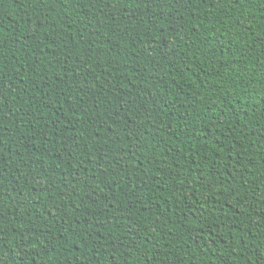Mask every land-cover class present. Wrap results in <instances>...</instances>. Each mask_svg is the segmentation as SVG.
<instances>
[{"label": "trees", "instance_id": "16d2710c", "mask_svg": "<svg viewBox=\"0 0 264 264\" xmlns=\"http://www.w3.org/2000/svg\"><path fill=\"white\" fill-rule=\"evenodd\" d=\"M264 0L0 2V264H264Z\"/></svg>", "mask_w": 264, "mask_h": 264}, {"label": "snow or ice", "instance_id": "6c2138e0", "mask_svg": "<svg viewBox=\"0 0 264 264\" xmlns=\"http://www.w3.org/2000/svg\"><path fill=\"white\" fill-rule=\"evenodd\" d=\"M0 2H2V0H0ZM262 261H264V257H262Z\"/></svg>", "mask_w": 264, "mask_h": 264}]
</instances>
